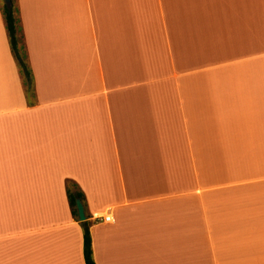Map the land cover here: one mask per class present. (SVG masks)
I'll return each mask as SVG.
<instances>
[{
	"label": "crops",
	"instance_id": "1",
	"mask_svg": "<svg viewBox=\"0 0 264 264\" xmlns=\"http://www.w3.org/2000/svg\"><path fill=\"white\" fill-rule=\"evenodd\" d=\"M2 2L0 264H264V0Z\"/></svg>",
	"mask_w": 264,
	"mask_h": 264
},
{
	"label": "trees",
	"instance_id": "2",
	"mask_svg": "<svg viewBox=\"0 0 264 264\" xmlns=\"http://www.w3.org/2000/svg\"><path fill=\"white\" fill-rule=\"evenodd\" d=\"M11 1H12L11 7H8L7 4L4 2L2 6V11L6 22V28L8 31V36H9L13 55L17 60L19 68L21 70V74L23 75L27 95L31 97L34 93V88H35L34 77L31 68L27 63L26 54L22 52V48L20 46L22 28L20 26V20L17 16L19 10L16 6V0H11ZM67 195L72 210V214L76 221H79L77 201L81 200V202L85 207L87 220L85 222L80 223L84 234V257L86 264H96L94 260L93 243H92V236L90 231L92 222H91V216L88 210L85 194L76 184L69 183L67 186Z\"/></svg>",
	"mask_w": 264,
	"mask_h": 264
},
{
	"label": "water",
	"instance_id": "3",
	"mask_svg": "<svg viewBox=\"0 0 264 264\" xmlns=\"http://www.w3.org/2000/svg\"><path fill=\"white\" fill-rule=\"evenodd\" d=\"M5 2H6L8 7L12 6L11 0H5ZM77 210H78L79 221L85 222L87 220L86 210H85V207H84L83 203L81 202V200L77 201Z\"/></svg>",
	"mask_w": 264,
	"mask_h": 264
},
{
	"label": "built area",
	"instance_id": "4",
	"mask_svg": "<svg viewBox=\"0 0 264 264\" xmlns=\"http://www.w3.org/2000/svg\"><path fill=\"white\" fill-rule=\"evenodd\" d=\"M102 219H105V222H113L110 217H106V218L98 217V218H96L97 221L102 220Z\"/></svg>",
	"mask_w": 264,
	"mask_h": 264
},
{
	"label": "rangeland",
	"instance_id": "5",
	"mask_svg": "<svg viewBox=\"0 0 264 264\" xmlns=\"http://www.w3.org/2000/svg\"><path fill=\"white\" fill-rule=\"evenodd\" d=\"M4 4V2H2Z\"/></svg>",
	"mask_w": 264,
	"mask_h": 264
}]
</instances>
